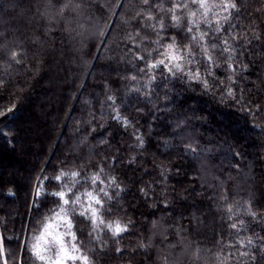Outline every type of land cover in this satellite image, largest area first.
<instances>
[{
    "label": "trees",
    "instance_id": "16d2710c",
    "mask_svg": "<svg viewBox=\"0 0 264 264\" xmlns=\"http://www.w3.org/2000/svg\"><path fill=\"white\" fill-rule=\"evenodd\" d=\"M236 3L239 11L221 22L225 31L199 25L207 43L219 46L209 49V65L193 44L191 67L208 79L206 92L180 76L165 80L162 68L151 84L153 73L138 71L161 58L156 50L171 37L181 48L189 44L187 13L197 8L190 0L180 28L170 26V13L150 9L164 17L159 35L145 26L155 21L136 18L149 10L140 0H120V7L116 0H0V111L15 105L14 117L0 123V235L16 258L9 264H40L25 246L57 198L44 194L34 203V192L41 181L46 193L60 190L52 177L61 170L80 172L79 193L93 187L89 178L97 172L105 185L112 177L119 185L107 189L119 191L105 198L111 211L102 210L106 221H131L119 243L101 225V245L89 236L90 221L72 217L93 264H264L257 251L264 247L257 239L264 237V0ZM136 31L135 42L126 38ZM226 37L236 49L231 60L221 52ZM247 237L254 246L241 248L237 241Z\"/></svg>",
    "mask_w": 264,
    "mask_h": 264
},
{
    "label": "snow or ice",
    "instance_id": "6c2138e0",
    "mask_svg": "<svg viewBox=\"0 0 264 264\" xmlns=\"http://www.w3.org/2000/svg\"><path fill=\"white\" fill-rule=\"evenodd\" d=\"M69 3H71V0H69ZM140 3L149 6V10L146 12H137L136 18L141 21H155V23L145 26L151 27L158 35L165 29L164 17L161 16L157 20L156 16L153 15L150 10L151 8L154 7L160 12L170 13V26L180 28L182 19L184 18V14L181 10L188 9L189 7V0H174L171 7L168 8L163 6V0H158V2L155 3H153V0H140ZM190 3L197 5V8L196 10H190L187 13V27L184 31L187 34L185 38L189 40V44L184 45V47L181 48L176 43L175 36H173L171 37V42L164 46V51H159L158 47L156 50L157 55L161 58L146 62L144 68L138 69L140 72L153 73L148 76L149 84L156 80L154 74L155 70L162 68L169 74L168 77H165V80L170 77L180 76L181 78H186L189 82L200 83L206 92L210 90L209 81L202 75L200 69H194L191 67V65L195 63L193 44H196L201 50L209 65L215 63L209 49L215 50L219 46L216 43H211L210 45L207 43L206 38L209 34L207 31L201 30L199 25L200 23H204L208 25V27H211L212 24L215 23L216 27L214 31L216 33L225 31L221 22L229 23L232 19V11L235 10L238 12L239 8L236 0H190ZM68 6V4L62 6L61 14ZM116 6L120 7V0H116ZM215 9H219L220 11L217 12ZM178 12L181 14L177 15ZM198 12L200 14V19L196 18ZM210 13L213 19H209ZM221 13H223V15H221ZM231 26L234 27V25ZM194 29H196V34H193ZM138 35L139 31H136L135 34L129 33L126 38L135 42V37ZM255 38L259 39L260 37L257 35ZM231 39L235 40L237 37L232 36ZM155 43L158 46L160 45L159 40L155 41ZM221 52L227 53V59L229 60L235 57L236 49L229 43V38L227 37L223 39ZM18 55L19 53L13 52L10 57L17 64L21 63V61L17 59ZM137 59L143 60L145 58L139 56ZM228 67L235 72V69L231 64H229ZM244 69H247V65H244ZM208 74L211 75V72ZM131 79L135 80L136 76H132ZM233 83H235V81H233ZM2 86L3 81L0 80V87ZM227 95L233 99L236 98L235 93L231 88L228 89ZM108 99L113 100V97L109 96ZM241 99H243V97H241ZM256 107L259 109L258 105ZM14 114L15 105L6 110L0 111V123L6 120L9 116L14 117ZM115 118L117 120L121 119L119 113H117ZM124 123L127 124L128 121L125 119ZM2 133L3 129H0V134ZM137 139L140 138L137 137ZM102 171L103 169H101V172ZM80 175L79 171L66 172L61 170L59 174L52 177V179L58 182L60 190L46 193V190L43 187V181H41L35 188L34 197L36 199L34 203L38 202L39 198L44 194H49L57 198V209L50 210L53 214L51 216H45V222L42 224L39 234L33 237V242L30 247L27 245L25 246L26 249L31 252L32 257L40 262V264H78V262L79 264H93V260L90 256L82 250L76 232L73 230L74 225L72 217L74 215H79L85 220L90 221L92 231L89 232V236L98 243H101V245L105 243L102 242L101 236L98 234V230H102L101 225L103 226V229H106L111 234V238L117 243H119L117 238L120 237L122 233L128 231V226L131 221L128 223H121L119 219L106 221L102 214V210L111 211L110 208L105 209L104 207L106 202L105 198H107L108 201H111L114 197L119 196V191L110 194L107 190L113 185L116 188H119L115 177L110 178L107 185H105V180L101 179L100 172H97L89 178L93 187L91 189H85L82 193H79L74 191V189H76V186L80 183L78 179ZM65 177L68 178L67 183L62 182ZM44 179H48V177H45ZM97 183L105 186L97 188L95 187ZM9 194H13L11 190H9ZM77 206L81 209L78 213L76 211ZM227 211L232 214V207L229 206ZM249 214L252 215L253 218L256 216V213L250 211V206ZM229 219H231V215L229 216ZM243 224V220L239 221V225ZM239 225L234 222L230 227L239 231ZM257 239L264 243V237H257ZM237 243L241 248L250 249L254 246L255 241L252 237H247L245 240L237 241ZM232 246L234 247L235 245ZM141 247L146 246L142 244ZM116 251L120 252L121 249L118 247L116 248ZM257 251L262 253L261 259L264 260V247L258 248ZM240 255L250 257L252 261L256 260V253L250 251L240 252ZM9 259L15 260L16 258L6 251L4 247V237L0 235V264H9ZM18 264H23V261L19 260ZM165 264H167V261H165ZM221 264H225V261H221Z\"/></svg>",
    "mask_w": 264,
    "mask_h": 264
},
{
    "label": "rangeland",
    "instance_id": "374dc122",
    "mask_svg": "<svg viewBox=\"0 0 264 264\" xmlns=\"http://www.w3.org/2000/svg\"><path fill=\"white\" fill-rule=\"evenodd\" d=\"M220 10H218L217 12H219ZM221 14H223V13H221ZM209 16H210V18H212L213 19V17H212V15H211V13L209 14ZM78 264H79V262H78Z\"/></svg>",
    "mask_w": 264,
    "mask_h": 264
}]
</instances>
